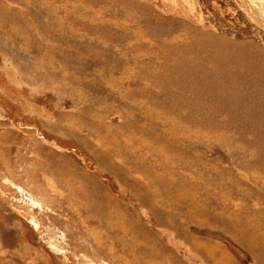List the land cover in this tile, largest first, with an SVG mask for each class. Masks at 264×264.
Instances as JSON below:
<instances>
[{
	"label": "rangeland",
	"instance_id": "rangeland-1",
	"mask_svg": "<svg viewBox=\"0 0 264 264\" xmlns=\"http://www.w3.org/2000/svg\"><path fill=\"white\" fill-rule=\"evenodd\" d=\"M255 3L0 0V264H264Z\"/></svg>",
	"mask_w": 264,
	"mask_h": 264
},
{
	"label": "bare ground",
	"instance_id": "bare-ground-1",
	"mask_svg": "<svg viewBox=\"0 0 264 264\" xmlns=\"http://www.w3.org/2000/svg\"><path fill=\"white\" fill-rule=\"evenodd\" d=\"M253 1H255V0H252V2ZM256 5H257L258 8H260L261 10H263V11L260 10L259 12H261V13L263 12L264 13V7L261 4H256Z\"/></svg>",
	"mask_w": 264,
	"mask_h": 264
}]
</instances>
